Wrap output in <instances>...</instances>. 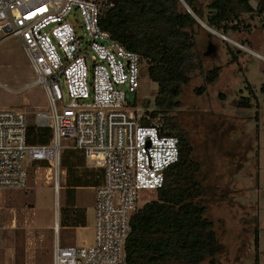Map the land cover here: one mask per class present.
Segmentation results:
<instances>
[{"label":"built area","instance_id":"obj_1","mask_svg":"<svg viewBox=\"0 0 264 264\" xmlns=\"http://www.w3.org/2000/svg\"><path fill=\"white\" fill-rule=\"evenodd\" d=\"M111 6L107 0H0L1 39L19 41L32 72L22 90L39 85L46 97L33 123L23 112L0 110V198L25 188L34 163L45 164L58 198L64 150L80 153L84 168L101 175L92 188V244L60 245L56 201L51 264H127L125 244L140 196L156 193L179 158L178 139L162 116L152 118L129 99L140 88L141 58L101 29L100 17ZM31 124L50 130L46 145L28 144Z\"/></svg>","mask_w":264,"mask_h":264},{"label":"rangeland","instance_id":"obj_2","mask_svg":"<svg viewBox=\"0 0 264 264\" xmlns=\"http://www.w3.org/2000/svg\"><path fill=\"white\" fill-rule=\"evenodd\" d=\"M209 2H195L204 16V20L196 18L200 25L194 49L197 68L189 74L187 85L177 86L169 115L176 116L186 131L193 158L200 164L198 180L212 190L202 205L221 247L213 264H264V60L254 55L264 58V14L242 15L240 31L227 33L224 36L229 41H224L220 31L205 23ZM255 3L250 1L256 8ZM70 20L73 22V16ZM246 25L247 30L242 28ZM1 38L0 110L23 112L33 123L34 114L46 105L45 93L39 85L22 90L32 80L28 60L16 38ZM147 66L141 62L140 88L129 97L141 111L156 110L158 88L149 79ZM214 68L219 69V77L206 85L204 76ZM200 88L205 91L197 94ZM244 99H249L245 108L239 106ZM85 170L84 166L78 169ZM65 178L66 172L61 175L57 198L53 180L41 164L34 163L24 189L3 193L0 264H51L55 238L51 227L57 200L60 209L66 203L76 205L78 213L85 216L84 227H75L73 217L66 220L69 223H61L60 245L92 244L94 191L79 188L67 198ZM155 199L156 193L143 192L138 209Z\"/></svg>","mask_w":264,"mask_h":264},{"label":"trees","instance_id":"obj_3","mask_svg":"<svg viewBox=\"0 0 264 264\" xmlns=\"http://www.w3.org/2000/svg\"><path fill=\"white\" fill-rule=\"evenodd\" d=\"M107 1L112 6L105 9L99 25L111 39L137 53L141 62L148 65V77L158 88L154 99L156 110L150 116H162L165 130L178 139L179 147L178 161L165 171L156 199L146 202L131 216L125 244L127 264H213L221 247L202 205L212 190L198 180L200 164L193 158L186 131L176 116L169 115L172 99L178 95L177 86L187 85L189 74L197 68L194 58L200 28L197 19L204 20L203 10L195 5L196 0ZM250 1L256 2V8ZM252 14H264V0H210L205 23L226 35L240 31L241 16ZM242 28L247 30L248 25ZM208 47L213 48L209 44ZM218 77L219 69L214 68L206 72L204 82L212 84ZM204 91L205 88H200L196 93ZM239 106L248 107L249 99H244ZM49 137V129L36 128L33 124L27 128L31 146L46 145ZM60 163L67 175L64 187L67 198L74 196L76 189L93 188L101 183L99 172L78 171L84 165L83 156L78 152L64 150ZM72 208L74 211L70 212ZM74 208L75 205L66 203L61 209L60 227L62 222L69 223L66 220L71 217L75 219V227L85 226L84 213Z\"/></svg>","mask_w":264,"mask_h":264},{"label":"crops","instance_id":"obj_4","mask_svg":"<svg viewBox=\"0 0 264 264\" xmlns=\"http://www.w3.org/2000/svg\"><path fill=\"white\" fill-rule=\"evenodd\" d=\"M256 4V3H255ZM253 8H255V6L253 7ZM215 31V30H214ZM215 32H217V31H215ZM219 32V31H218ZM210 34H208V32H207V37L209 36ZM216 46H217V44H216ZM215 49V48H214ZM213 50V49H212ZM237 53H239V52H237ZM254 54H257V53H254ZM76 190H78V189H76ZM146 203V202H145ZM76 206V205H75ZM77 207V206H76Z\"/></svg>","mask_w":264,"mask_h":264}]
</instances>
